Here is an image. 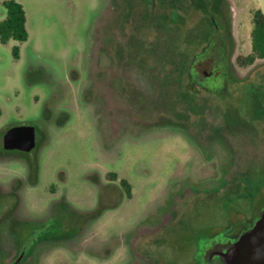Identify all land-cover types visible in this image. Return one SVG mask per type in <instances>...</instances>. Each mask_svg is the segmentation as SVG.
Returning <instances> with one entry per match:
<instances>
[{
	"label": "rangeland",
	"instance_id": "rangeland-1",
	"mask_svg": "<svg viewBox=\"0 0 264 264\" xmlns=\"http://www.w3.org/2000/svg\"><path fill=\"white\" fill-rule=\"evenodd\" d=\"M17 1L28 39L0 43V135L31 125L37 146L0 151L2 243L7 214L52 218L24 226L57 238L24 264H207L209 242H236L264 206L238 182L264 178V59L244 63L225 0ZM214 28L217 74L199 83Z\"/></svg>",
	"mask_w": 264,
	"mask_h": 264
},
{
	"label": "flooded vegetation",
	"instance_id": "flooded-vegetation-1",
	"mask_svg": "<svg viewBox=\"0 0 264 264\" xmlns=\"http://www.w3.org/2000/svg\"><path fill=\"white\" fill-rule=\"evenodd\" d=\"M195 5V4H193ZM221 31L217 30L214 28V31L212 29L211 34L209 37H207L206 45L203 46V48L206 50V56L205 58L203 57V60L200 67L198 68L199 71L195 73V77L199 83L203 82L205 79L212 77L213 75L217 74V72L213 71V63L217 61L218 58V53L219 49L222 48L221 46L224 47V42L221 41L220 37ZM223 38V37H222ZM202 48V50H204ZM227 48V47H225ZM201 51L199 52V54ZM198 54V55H199ZM10 128V127H9ZM35 128V127H34ZM8 128L5 129V131ZM5 131L3 133H5ZM36 128H35V146H37V138H36ZM2 133V134H3ZM1 134V135H2ZM0 135V136H1ZM0 151L3 152H13L17 151L19 153L25 154L26 151H21L17 149H4L0 147ZM12 214H7L5 215V223H7L6 227H10L12 230L11 237L13 240V245L11 247H8L7 245L3 244L1 241V232L3 230V223L0 220V258L7 259L8 261L4 264H24L26 258L32 254L34 251L36 245L40 244L42 241H51V240H57V238H52L49 237L48 235L43 236L42 238H37L36 239V232L35 231H29L25 234H23V228L26 225H31V226H44L46 222H48L50 219L46 220L45 222L39 223L35 221H24L19 220L18 218L12 219ZM55 217V215H54ZM49 223V222H48ZM37 229L34 227V230ZM223 229L229 230L230 228L228 226H224ZM20 232V233H18ZM214 235V234H213ZM211 241V239H210ZM234 242L233 239H228V240H223L222 237L220 238H215L211 242H209V245L204 247L202 252H203V260L206 261L207 264H211V261H213L215 258H220L218 255V252L223 251L226 247L231 245ZM9 255H11L10 259H8ZM221 259V258H220ZM222 260V259H221Z\"/></svg>",
	"mask_w": 264,
	"mask_h": 264
},
{
	"label": "trees",
	"instance_id": "trees-1",
	"mask_svg": "<svg viewBox=\"0 0 264 264\" xmlns=\"http://www.w3.org/2000/svg\"><path fill=\"white\" fill-rule=\"evenodd\" d=\"M147 1L149 5L155 3V0ZM219 2V0H213V7L217 8L220 5ZM2 4L5 7L6 15L3 19L0 20V43L5 44L10 40H14L17 42L26 41L28 39V31L26 28V13L23 5L16 0H4ZM174 11L176 12L177 10L175 8L169 10V22L177 24L180 23L181 25L185 24V22H180V17L182 15H180L179 12L176 13L178 14L179 19L173 18V16H171V13ZM150 16H152L151 12ZM250 37L251 51L245 57V64H252L256 59H264V15L260 10H254L252 12V29ZM12 54L14 58L19 57L18 46L14 45L12 47ZM218 90L221 91V89H211V93L215 94ZM1 114L2 110L0 108V116ZM256 172L257 170L255 171V173ZM254 176L246 175V177L248 178L246 183L242 181L245 176L240 177L238 182L240 184H243V189L242 191H240L241 195H244V197L248 199V203L250 205L249 207L255 209L258 205V201L259 203H261L262 201L260 200H264V178L261 182L257 176ZM121 184H123L127 188V183L125 181H121ZM263 203L260 205L259 209H261V207L264 205ZM260 211L258 212V215H256L255 219L259 216ZM253 222L254 221L250 223L249 227ZM197 264H201V262H198ZM222 264L225 263L222 261Z\"/></svg>",
	"mask_w": 264,
	"mask_h": 264
},
{
	"label": "water",
	"instance_id": "water-1",
	"mask_svg": "<svg viewBox=\"0 0 264 264\" xmlns=\"http://www.w3.org/2000/svg\"><path fill=\"white\" fill-rule=\"evenodd\" d=\"M35 146V128L13 126L0 136V147L30 151ZM225 264H264V207L236 242L218 252Z\"/></svg>",
	"mask_w": 264,
	"mask_h": 264
},
{
	"label": "crops",
	"instance_id": "crops-1",
	"mask_svg": "<svg viewBox=\"0 0 264 264\" xmlns=\"http://www.w3.org/2000/svg\"><path fill=\"white\" fill-rule=\"evenodd\" d=\"M17 1V0H16ZM228 4V11L230 13V34L235 39L237 26H244L245 30H248L250 35L252 29V12L254 10H260L264 15V0H225ZM3 19V18H2ZM236 26V30H235ZM27 27V16H26ZM251 51V44L246 48L244 52L248 55Z\"/></svg>",
	"mask_w": 264,
	"mask_h": 264
}]
</instances>
